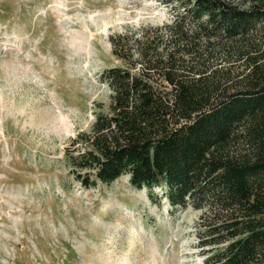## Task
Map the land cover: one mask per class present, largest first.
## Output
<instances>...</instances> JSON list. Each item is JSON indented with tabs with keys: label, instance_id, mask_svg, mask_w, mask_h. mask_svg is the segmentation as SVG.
Segmentation results:
<instances>
[{
	"label": "trees",
	"instance_id": "16d2710c",
	"mask_svg": "<svg viewBox=\"0 0 264 264\" xmlns=\"http://www.w3.org/2000/svg\"><path fill=\"white\" fill-rule=\"evenodd\" d=\"M158 1L170 22L110 38V112L71 140L74 179L201 211L202 264H264V0Z\"/></svg>",
	"mask_w": 264,
	"mask_h": 264
},
{
	"label": "rangeland",
	"instance_id": "374dc122",
	"mask_svg": "<svg viewBox=\"0 0 264 264\" xmlns=\"http://www.w3.org/2000/svg\"><path fill=\"white\" fill-rule=\"evenodd\" d=\"M171 20L158 0H0V264H202L201 211L127 176L84 189L67 153L110 112L111 36Z\"/></svg>",
	"mask_w": 264,
	"mask_h": 264
}]
</instances>
